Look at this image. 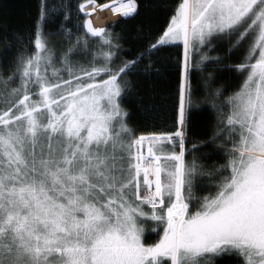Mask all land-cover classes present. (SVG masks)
Listing matches in <instances>:
<instances>
[{"label":"snow or ice","instance_id":"snow-or-ice-1","mask_svg":"<svg viewBox=\"0 0 264 264\" xmlns=\"http://www.w3.org/2000/svg\"><path fill=\"white\" fill-rule=\"evenodd\" d=\"M98 12L116 19L96 27ZM140 12V0H40L33 29L4 37L0 264H264V0H176L133 47L116 29ZM174 67L175 131L138 135L126 99ZM208 68L216 129L189 148L191 78ZM223 72L238 91L213 87ZM210 146L224 163L197 159Z\"/></svg>","mask_w":264,"mask_h":264},{"label":"trees","instance_id":"trees-1","mask_svg":"<svg viewBox=\"0 0 264 264\" xmlns=\"http://www.w3.org/2000/svg\"><path fill=\"white\" fill-rule=\"evenodd\" d=\"M68 2V0H64ZM79 0H71V3L76 4ZM61 0H49V4H60ZM176 0H140L141 12L135 20H128L118 25L117 31H122L128 40V44L133 47L138 45L134 43L133 38L137 35V29L144 26L155 32L158 29L166 27L169 18V12L175 5ZM40 0H0V69L6 68L15 56V51L8 53L7 57L3 55L4 49L9 41L4 37H11L13 34H26L33 29L36 22ZM93 23L96 27H101L105 21H112L116 18L110 12L97 13L93 17ZM62 17H58L54 22L50 21L47 25L49 30L58 28ZM126 44V47L128 46ZM246 47V46H245ZM172 57L173 62L176 59V53L182 52L181 49H175ZM212 55L220 53L212 52ZM244 51L233 55L232 60L239 63L243 58ZM207 63V62H206ZM208 68L204 73L193 72L191 84L194 92L193 99L198 103V107H193L189 120V148L193 142L199 144L202 141L209 140L216 129V118L210 107L203 103L205 93L201 75L207 76L211 71ZM242 83V78L237 77L232 72H223L217 74L214 88H219L223 85L226 88L225 95H230L238 91L239 85ZM140 96L142 100H137L132 96L126 99L124 106L129 111L131 116L130 126L138 128L137 134H147L151 132L167 133L175 131L176 127V112L179 103V72L178 68H173L170 72L164 74L161 78H154L151 81H145L141 86ZM144 106H151L147 114L144 112ZM208 153L209 156L203 160L204 163L217 166L224 163L223 158L213 153L212 147L203 148L196 153L199 160ZM191 160L192 156L189 155ZM207 194V193H202ZM149 242H155L158 236L155 233L149 232ZM217 264H234L231 258L225 257L218 260Z\"/></svg>","mask_w":264,"mask_h":264}]
</instances>
